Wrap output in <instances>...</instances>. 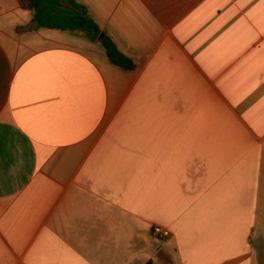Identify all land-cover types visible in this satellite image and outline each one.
<instances>
[{
  "label": "crops",
  "instance_id": "0c3cea01",
  "mask_svg": "<svg viewBox=\"0 0 264 264\" xmlns=\"http://www.w3.org/2000/svg\"><path fill=\"white\" fill-rule=\"evenodd\" d=\"M76 1L135 67L0 0V264H264V0Z\"/></svg>",
  "mask_w": 264,
  "mask_h": 264
},
{
  "label": "trees",
  "instance_id": "16d2710c",
  "mask_svg": "<svg viewBox=\"0 0 264 264\" xmlns=\"http://www.w3.org/2000/svg\"><path fill=\"white\" fill-rule=\"evenodd\" d=\"M19 5L33 13L38 29L71 34L82 33L92 43L99 42L104 47L111 64L123 70L134 69L133 61L102 32L89 11L76 0H19ZM101 35H103L102 40H100Z\"/></svg>",
  "mask_w": 264,
  "mask_h": 264
},
{
  "label": "built area",
  "instance_id": "2783aa9c",
  "mask_svg": "<svg viewBox=\"0 0 264 264\" xmlns=\"http://www.w3.org/2000/svg\"><path fill=\"white\" fill-rule=\"evenodd\" d=\"M151 232H152L153 237H155L159 240H167L171 236L170 231L165 230V229L158 227V226L153 227Z\"/></svg>",
  "mask_w": 264,
  "mask_h": 264
},
{
  "label": "water",
  "instance_id": "95a60500",
  "mask_svg": "<svg viewBox=\"0 0 264 264\" xmlns=\"http://www.w3.org/2000/svg\"><path fill=\"white\" fill-rule=\"evenodd\" d=\"M103 39V35H101V37H100V40H102Z\"/></svg>",
  "mask_w": 264,
  "mask_h": 264
}]
</instances>
